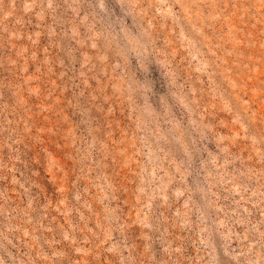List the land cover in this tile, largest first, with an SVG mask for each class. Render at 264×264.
<instances>
[{
  "label": "rangeland",
  "instance_id": "rangeland-1",
  "mask_svg": "<svg viewBox=\"0 0 264 264\" xmlns=\"http://www.w3.org/2000/svg\"><path fill=\"white\" fill-rule=\"evenodd\" d=\"M0 264H264V0H0Z\"/></svg>",
  "mask_w": 264,
  "mask_h": 264
}]
</instances>
